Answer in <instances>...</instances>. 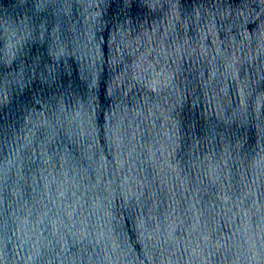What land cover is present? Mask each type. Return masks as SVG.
Segmentation results:
<instances>
[{"label":"water","instance_id":"obj_1","mask_svg":"<svg viewBox=\"0 0 264 264\" xmlns=\"http://www.w3.org/2000/svg\"><path fill=\"white\" fill-rule=\"evenodd\" d=\"M0 264H264V0H0Z\"/></svg>","mask_w":264,"mask_h":264}]
</instances>
